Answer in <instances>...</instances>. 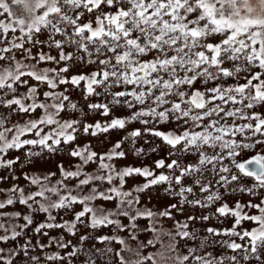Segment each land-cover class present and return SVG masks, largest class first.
Here are the masks:
<instances>
[{
  "label": "snow or ice",
  "instance_id": "1",
  "mask_svg": "<svg viewBox=\"0 0 264 264\" xmlns=\"http://www.w3.org/2000/svg\"><path fill=\"white\" fill-rule=\"evenodd\" d=\"M0 264H264V0H0Z\"/></svg>",
  "mask_w": 264,
  "mask_h": 264
},
{
  "label": "rangeland",
  "instance_id": "2",
  "mask_svg": "<svg viewBox=\"0 0 264 264\" xmlns=\"http://www.w3.org/2000/svg\"><path fill=\"white\" fill-rule=\"evenodd\" d=\"M139 143H140L141 145H143V141H140ZM145 147L147 148V146H145ZM149 155L151 156V155H154V154H151V153H150ZM133 161H136V158H135V157H130V158H129V162H133ZM136 162L139 163V161H136ZM143 162H144V163H148V162H150V161H149V158H147V157L143 158Z\"/></svg>",
  "mask_w": 264,
  "mask_h": 264
}]
</instances>
